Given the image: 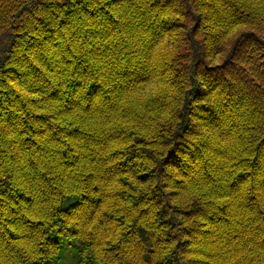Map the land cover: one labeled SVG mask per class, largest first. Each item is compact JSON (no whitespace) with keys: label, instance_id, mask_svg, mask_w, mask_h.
<instances>
[{"label":"trees","instance_id":"16d2710c","mask_svg":"<svg viewBox=\"0 0 264 264\" xmlns=\"http://www.w3.org/2000/svg\"><path fill=\"white\" fill-rule=\"evenodd\" d=\"M40 1L34 0L31 8L26 6L11 19L7 14L0 15V160L4 161L0 166L5 168L7 177L0 179V197L4 198L0 199V264H29L25 249L30 250L41 235L43 239L36 245L30 264H98V258L104 255L98 245L93 254L95 242L80 229L45 231L43 220L31 219V215L46 210L48 201L29 185L42 178L36 172L38 166L47 171V166L58 165L62 178L71 185L89 164L102 163L78 150L88 149L94 142V130L102 124V113L96 111L94 104L85 108L77 103V94L86 88L93 99L111 95L100 82L106 69L122 71L124 76H118V80L144 85L125 98L134 108H144L151 98L165 92L183 95L190 86L187 94L194 99L216 97L213 105L200 106L197 118L206 127L216 130L231 125L233 131L243 127L251 134L248 143L254 147H243L242 155L231 161V175L219 181L226 187H213L217 174L224 169L214 172L211 160L226 153L223 148L213 149L217 140L212 131L210 143L196 144L187 137L197 135L200 129L185 124L176 134L175 143L169 144L164 163L193 181L187 187L179 185L181 190L167 198L187 204L192 197L205 195L216 205L217 214L204 219L217 234H223L221 243L246 253L245 259L251 257L248 264H256L264 254V210L259 209L264 194L248 199L246 185L249 178L264 175V36L253 30L252 23L254 17L264 14V0H193L194 6L187 0H63L64 4L60 0ZM44 9L47 11L42 13ZM177 15L184 21L176 19ZM186 21L193 24L191 32L183 35L182 30L190 26ZM67 28L69 34L65 33ZM198 36L202 39H195ZM25 40L29 49L23 44ZM76 64L82 66L78 69ZM33 91L43 94L40 101L28 95ZM178 95L168 99L178 102ZM29 105L45 114H37ZM111 122L128 123L119 112L113 113ZM9 134L18 139L7 140ZM37 136L43 139L36 140ZM136 143L145 147L113 153L127 156L113 172L131 173L135 180L144 183L153 173L145 170L138 175L136 169L146 166L136 161L143 156L151 159L149 145H161L139 137ZM9 165L19 173L15 185L14 178L8 176ZM120 183L131 189L121 198L130 201L132 207L127 218L113 216L112 220L120 228H127L124 240L142 243L147 249L145 264H152L153 255L173 240L171 235L163 234L172 227L168 206L164 204L165 193L157 188L150 197L135 196L132 181L122 179ZM51 198L56 199L54 193ZM80 198L70 197L61 205L62 210L67 211ZM229 201L234 203L222 212ZM102 205L103 200L99 199L93 207L98 210ZM173 210L185 216L203 215L184 207ZM237 215L247 217L243 227L233 223ZM191 235H206V229L202 227ZM203 242H207V236ZM20 244L25 248H20ZM167 264H172L170 258Z\"/></svg>","mask_w":264,"mask_h":264},{"label":"clouds","instance_id":"9594fccd","mask_svg":"<svg viewBox=\"0 0 264 264\" xmlns=\"http://www.w3.org/2000/svg\"><path fill=\"white\" fill-rule=\"evenodd\" d=\"M63 3V0H60ZM211 3L212 0H207ZM34 0H0V15L7 14L9 19L16 16L26 6L31 8ZM189 5H193V0H187ZM194 6V5H193ZM25 16L28 13L24 14ZM36 15H40L39 12ZM176 19L184 21V17L175 16ZM24 19V17H21ZM189 23V28L182 30L183 35L191 32L192 21ZM252 23L255 25L253 30H259L261 36H264V14L253 18ZM195 39L200 40L198 36ZM39 65V62H37ZM43 67V65H39ZM47 74V69H45ZM51 78V74H48ZM131 75V72L128 73ZM123 77L122 71L105 70L101 77L102 85L111 93V95L99 99L89 97L86 88L77 94V103L83 107L90 105L96 106V111L102 113V124L94 130L95 140L89 145L88 149L83 150L87 154L95 156L99 164H89L86 170L80 173L78 179H74L71 185H68L62 178L61 172L58 170V165L55 167L47 166V171L44 167L38 166L36 172L41 174L42 178H37L30 182L29 187L34 188L35 193L40 198L48 201L46 210L39 214L31 215V219H41L44 221V230L52 231L59 228L61 231L71 229H80L88 234L90 241H94L92 249L95 254L96 246L98 245L104 255L98 258V264H145L144 255L147 249L142 243H129L124 240V232L127 228H120L113 220V216H129L131 202L122 199L121 197L131 191L125 188L120 183L122 179L132 181L136 191L135 196H151L157 188L165 193L164 204L168 206V218L172 223L171 230H164L163 234H168L173 237L171 243L164 244L152 258V264H160L170 258L172 264H236V261H241V264H248V259H245L246 253H238L236 248L221 243L224 239L223 234H217L215 229L207 224L205 216L212 217L217 214V207L205 195L192 197L187 204H182L176 199H168V194L180 191L179 185L183 184L186 187L192 184V179L185 177L181 170L170 167L164 163V157L167 155L168 146L170 143H175V137L180 132L183 126L190 123L194 129H200L197 135L187 137L189 142L196 144L210 143V131L213 132L217 142L213 145L215 148H223L226 155L216 156L211 160V165L214 166V172L218 168L224 169L223 172L217 174V183L213 187H226L227 185L219 184L220 180H225L231 175V161L237 155H242L243 147H254L248 143L250 133L245 131L243 127L233 131L231 125L226 127L210 130L205 123L198 119L200 106L204 104L213 105L216 97L208 99H194L187 93L191 91L189 86L183 95L165 92L160 96L153 97L144 108H134L126 102V97L136 94L144 87L143 84L133 82L132 80L117 79ZM59 81H57L58 83ZM87 84V81H85ZM38 86V85H37ZM28 95L37 101L42 99L43 94L30 92ZM178 95V102H173L168 99L169 96ZM102 101H111L106 103ZM30 110L36 111L37 114H45L40 108H33L29 105ZM114 112L122 113L128 121L127 124L112 123ZM50 114V113H47ZM57 123L59 121H56ZM83 127V125H78ZM3 127V125H0ZM147 129V132H145ZM137 133V136H132L131 133ZM158 143L159 148H153L149 145L152 153L151 159L143 156L142 159L136 161L138 165L146 166L138 167L137 174H142L145 170L152 172L153 176L147 182L141 183L131 175V173L117 171L113 172L114 168H119L121 161L126 159V155H116L113 153L132 152L135 149H143L145 146L137 144V138ZM66 138V137H65ZM9 141L17 140L18 137L14 134L6 136ZM36 140L43 138L37 136ZM135 146V148L133 147ZM4 161L0 160V165ZM22 167H27L22 164ZM10 171L8 176L13 177L15 185V177L19 175L17 169L9 165ZM251 171V169L249 170ZM5 168L0 166V179H5ZM264 175L249 178L247 182L248 194L247 198L251 199L257 196L258 193L264 194ZM55 194L56 199L53 200L52 194ZM70 197H81L79 202L63 211L61 205L64 204ZM93 197L97 199H93ZM0 199H4L0 197ZM102 199L103 205L96 210L93 205L97 200ZM234 201L226 203L221 210L227 212ZM184 207L186 209H195L197 212H202L203 215L185 216L177 213L173 209ZM259 209L264 210V201L260 202ZM108 213V216H105ZM57 218H60L57 220ZM247 217L243 219L236 216L233 221L237 227H243ZM39 229L40 225H33ZM206 229V235H201L194 238L191 233L198 232L201 228ZM114 229L115 231H111ZM185 233H188L187 235ZM207 236V242L204 243ZM43 235L36 237L34 244L30 250L25 249L29 264L33 258L32 253L36 251V245H39ZM112 244L117 247H111ZM20 248H25L24 244L18 245ZM38 258V257H35ZM256 264H264V254L256 261Z\"/></svg>","mask_w":264,"mask_h":264},{"label":"bare ground","instance_id":"6f19581e","mask_svg":"<svg viewBox=\"0 0 264 264\" xmlns=\"http://www.w3.org/2000/svg\"><path fill=\"white\" fill-rule=\"evenodd\" d=\"M43 1H44V0H41L40 2H43ZM47 1H50V0H47ZM51 1H52V0H51ZM56 1H57V0H56ZM56 1H55V3H56ZM44 3H46V2H44ZM47 3H48V2H47ZM47 3H46V4H47ZM52 3H53V2H52ZM60 3H61V2H60ZM65 3H66V2H65ZM40 4H41V3H40ZM40 4H39V5H40ZM46 4H45V5H46ZM53 4H54V3H53ZM62 4H64V2H63ZM48 5H50V4L48 3L47 6H48ZM56 5H57V4H56ZM36 6H37V5H36ZM40 6H42V4H41ZM43 6H44V5H43ZM51 6H52V5H51ZM51 6H50V7H51ZM53 6H55V4H54ZM59 6H60V5H59ZM57 7H58V6H56V9H57ZM36 8H37V7H36ZM44 8L47 9L48 7H44ZM51 8H52V7H51ZM40 9H41V8H40ZM56 9L54 8V10H56ZM49 10H51V9H49ZM52 10H53V9H52ZM31 11H32V10H31ZM37 11H38V10H37ZM39 11H40V10H39ZM46 11H47V10H46ZM46 11H45V9H44V11L42 10L41 12L44 13V12H46ZM52 12H53V11H52ZM36 13H37V12H36ZM42 13H41V14H42ZM28 15H29V14H28ZM35 15H36V14H35ZM49 15H50V14H49ZM51 15H52V14H51ZM35 17H36V16H35ZM39 17H40V16H39ZM41 18H42V17H40V19H41ZM36 20H37V19H36ZM42 20H43V19H42ZM38 21H39V20H38ZM30 22H31V21H30ZM30 22H29V23H30ZM35 22H36V21H35ZM44 23H45V22H44ZM27 24H28V23H27ZM32 25H34V24H32ZM32 25H30V26H32ZM35 25H36V24H35ZM43 26H44V24H43ZM49 26H50V25H49ZM36 27H37V26H36ZM24 28H26V27L24 26ZM48 28H49V27H48ZM65 28H66V27H65ZM65 28L63 27V29H65ZM35 29H36V28H35ZM26 30H27V29H26ZM64 31H65V30H64ZM24 32H27V31H24ZM67 32H68V33H67ZM37 33H39V32L37 31ZM65 33H66V34H69L68 28L66 29ZM15 34H16V33H15ZM21 34H22V33H21ZM70 34H72V33H70ZM12 35H14V34L12 33ZM17 35H19V34L17 33ZM32 35H33V34H32ZM41 35H42V34H41ZM20 36H21V35H20ZM23 36H24V34H23ZM23 36H21V37H23ZM43 36H44V35H43ZM14 37H15V36H14ZM14 37H13V38H14ZM15 38H17V36H16ZM25 38H26V37L24 36V39H25ZM18 40H20L19 37H18ZM21 40H22V38H21ZM27 40H28V39H27ZM13 41H14V40H13ZM14 42H18V41H14ZM20 43H23V42H20ZM20 43H19V44H20ZM25 43H26V40H25L24 43H23L24 46L26 47L27 45H25ZM23 44H22V45H23ZM28 44H30V39L28 40ZM17 46H19L18 43H17ZM19 47H20V46H19ZM19 47H17V48H19ZM21 47H22V46H21ZM25 47H22V48H23L24 50H26ZM27 47H28V46H27ZM22 48H21V50H22ZM28 49H29V47H28ZM28 49H27V50H28ZM27 50H26V51H27ZM26 51H25V52H26ZM59 53H60V52H59ZM63 53H64V51H63ZM63 53H60V54L63 55ZM64 54H65V53H64ZM64 56L67 57L66 54H65ZM64 58H65V57H64ZM66 60H67V58H66ZM68 60H69V58H68ZM69 61H70V60H69ZM79 61H80V60H79ZM84 61H85V60H84ZM68 63L70 64V62H68ZM75 63H76V62H75ZM77 63H78V61H77ZM71 64H72V63H71ZM73 64H74V63H73ZM73 64H72V65H73ZM83 64H84V63L82 62V65H83ZM82 65H81V66H82ZM74 66H75V64H74ZM76 66H77V64H76ZM79 66H80V65H79ZM79 66H77L78 69H79ZM81 66H80V67H81ZM119 66H120V65H119ZM120 68H121V66H120ZM78 69H77V70H78ZM78 72H79V70H78ZM80 74H81V73H79V76L81 77L82 74H81V75H80ZM103 74H104V73H102V75H103ZM84 75H85V72H84ZM88 75H89V74H88ZM88 75H87V76H88ZM90 75H91V74H90ZM85 76H86V75H85ZM82 77H83V76H82ZM88 77H89V76H88ZM93 77H94V76H93ZM89 78L92 79V75H91V77H89ZM96 78H98V77H96ZM93 79L95 80V77H94ZM96 81H97V80H96ZM98 81H99V80H98Z\"/></svg>","mask_w":264,"mask_h":264}]
</instances>
